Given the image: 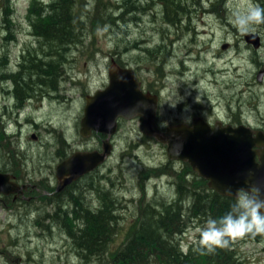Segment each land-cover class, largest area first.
<instances>
[{"label": "rangeland", "instance_id": "1", "mask_svg": "<svg viewBox=\"0 0 264 264\" xmlns=\"http://www.w3.org/2000/svg\"><path fill=\"white\" fill-rule=\"evenodd\" d=\"M54 1L34 0L35 7L32 0H3L0 6V84L5 93L19 94L26 82L38 75L32 69L40 72L44 63L54 67L50 77L56 85V90H52L54 86L48 88V82L37 85L32 94L36 99L55 95V100L50 99L53 102L46 103L44 98L41 106L22 114L21 119L11 112L0 118V171L17 175L22 184L29 182L26 191L22 190L23 198H0V264L86 262L74 252L62 224L46 216L55 210L53 201L46 199L53 196L57 185L55 168L65 159L61 154L101 149L102 142L96 136L83 137L79 133L80 119L85 95L107 85V67L112 59L134 69L141 86L159 97L161 128L190 123L197 115L210 122L229 119L264 130V76L261 82L257 80V72L264 67V25L256 26L255 33L262 42L256 49L245 42L246 35H241L231 22L237 11L251 5L264 7L263 0H173L178 9L174 5L169 8L163 0H66L69 11L76 2L80 17L89 18L88 26L79 31L76 42L58 41L61 47L50 48L48 41L42 44L34 36L31 19L37 21L35 12ZM132 1H138V8L128 11ZM107 4L118 9L112 12L104 6ZM105 8L116 16L125 15L114 25L108 22L109 16L107 21L92 19L100 18ZM8 9L12 12L11 26L3 20ZM93 22L97 25L91 30ZM9 33L14 36L12 41L7 40ZM45 51L54 57L43 55ZM60 58L65 59L63 64ZM20 64L25 73L22 80L13 82ZM42 90L48 94H42ZM10 99L11 95H0V113ZM14 104L8 108L15 109ZM14 119L18 121L13 123ZM35 133L36 140L31 138ZM111 144L106 161L69 187L61 201L69 204L70 191L85 204L88 201L97 206L98 193L91 184L109 191L116 201L118 217L113 248L124 240L142 206L151 202L154 210H160L177 199L176 175L186 162L169 159L165 144L146 135L138 117L121 119ZM193 172L186 177L189 186L193 185ZM181 198L188 214L189 193ZM205 223L199 217L188 221L177 239L183 251L197 241ZM44 224L49 225L46 228ZM232 245L241 260L264 264V238L247 237ZM86 263L99 261L93 257Z\"/></svg>", "mask_w": 264, "mask_h": 264}, {"label": "trees", "instance_id": "2", "mask_svg": "<svg viewBox=\"0 0 264 264\" xmlns=\"http://www.w3.org/2000/svg\"><path fill=\"white\" fill-rule=\"evenodd\" d=\"M163 1L169 8L174 5L173 0L168 1V3L165 0ZM58 2L59 5L56 6ZM137 2L132 1V7L129 6L127 10L138 8ZM262 3H264V0ZM32 4L33 6L36 4L34 0H32ZM104 6L110 7L112 12L118 9L113 4ZM174 6L177 9L180 8L179 5ZM48 9L45 13L42 11L35 12L37 21L32 22L33 19H31V27L34 36L42 44L48 41L50 48L61 46L60 44L58 45V41L76 42L80 37L79 31L88 26L87 20L89 18L80 17L76 10V2L71 4L70 11L67 8L66 0L54 1L49 5ZM8 10L4 11L3 20L8 26H11L9 24L12 12ZM111 11L105 8L104 13L100 14V18L93 17L92 19L107 21L109 16L108 22L114 25L117 19H123L125 15L122 14L118 17L115 13L111 14ZM92 19L90 18V22ZM96 25L94 22L91 23V30ZM13 38L14 36L9 33L7 40L12 41ZM43 53H45L43 55H48L46 51ZM48 56L54 57V54L52 53ZM60 60L62 64L65 62L64 58H60ZM42 65L43 70L40 72L35 70V68L32 69L35 72L37 71V76L43 80L37 83L38 86L47 84L50 72L54 69L52 64L44 63ZM25 67L26 64L24 63V70ZM62 157L65 156L62 155ZM192 172L188 164L185 163V168L176 175L177 199L170 202V204L161 206L160 210H154L151 202L145 208L142 206L141 214L130 225L125 233L124 240L113 248L111 244L117 228L116 222L118 218L115 213L116 201L111 193L104 190V188L91 184V187L98 193L99 206L91 205L88 201L83 205V199L74 193L71 194L70 191L71 201L69 200V204H63L64 202L61 200L66 196V192L69 189L67 188L63 191L65 193L62 192L59 195L56 193L46 199L53 201L52 205L55 206L53 214H47L46 216L49 217L50 221L54 218L52 221L62 224L68 238L71 239L75 246H72L74 252L82 255L84 262L85 259L87 262V258L95 257L99 264H248V262L241 260L237 256L233 250L232 243L228 248H217L210 253L206 250H201L199 235L197 241L191 244L186 251L181 249L177 239L185 231L189 220L197 217L205 221L209 217L219 219L230 211V206L236 199L235 197L221 196L209 189L206 184L207 181L198 177L194 172L195 177L191 180L193 185L189 186L186 177ZM185 193H189L188 214L185 213V208L181 206V197ZM55 203H57V206ZM76 203H79V205H76ZM60 204L62 206L68 205L67 209L64 210ZM70 205L74 206V209H71ZM40 225H43V223ZM48 225L44 224L46 228ZM263 238V236H256L253 239L260 240ZM86 262L84 264H87Z\"/></svg>", "mask_w": 264, "mask_h": 264}, {"label": "water", "instance_id": "3", "mask_svg": "<svg viewBox=\"0 0 264 264\" xmlns=\"http://www.w3.org/2000/svg\"><path fill=\"white\" fill-rule=\"evenodd\" d=\"M3 0H0V6ZM255 48L260 45L257 33L246 35ZM108 83L85 96L79 133L89 137L92 132L110 137L116 132L117 119L140 117L146 135L165 144L167 157L186 162L207 181V187L221 196L236 197L238 189L258 184L264 191V131L240 124L210 125L199 116L191 124L167 125L163 130L156 123L158 96L144 92L134 69L120 66L114 59L107 69ZM264 72L259 74L260 80ZM106 138L101 150H76L55 168L56 191L63 190L78 178L102 165L112 152ZM14 176L0 172V193L20 192ZM230 190V191H229Z\"/></svg>", "mask_w": 264, "mask_h": 264}, {"label": "clouds", "instance_id": "4", "mask_svg": "<svg viewBox=\"0 0 264 264\" xmlns=\"http://www.w3.org/2000/svg\"><path fill=\"white\" fill-rule=\"evenodd\" d=\"M231 22L241 35L253 34L256 26L264 25V7L251 5L237 11ZM256 236H264V191L258 184H249L237 190L230 211L219 219L206 220L199 229V246L210 253L217 248H228L237 240Z\"/></svg>", "mask_w": 264, "mask_h": 264}, {"label": "flooded vegetation", "instance_id": "5", "mask_svg": "<svg viewBox=\"0 0 264 264\" xmlns=\"http://www.w3.org/2000/svg\"><path fill=\"white\" fill-rule=\"evenodd\" d=\"M51 3H53V2H50V3H45V4H49V5H51ZM45 6V7H43L42 8V12H47L49 9H48V7H49V5L48 6ZM57 5H59V2L56 4V6ZM37 6V4H35V7ZM260 37V36H259ZM244 40H245V42L246 43H250V42H248L247 41V39H246V36L244 37ZM261 44H262V42L260 41V45L258 46V48L259 47H261ZM253 46V45H252ZM253 48H254V46H253ZM258 48H256V49H258ZM119 64V63H118ZM110 65V64H109ZM120 66H124V65H121V64H119ZM19 66V65H18ZM109 67V66H108ZM108 67H107V69H108ZM20 68H21V64H20ZM19 68V73H18V76H17V78H12V81L13 82H15L16 80H22V75L25 73L23 70H22V68L20 69ZM135 71V70H134ZM264 72V67H263V69H261V70H259L258 72H257V80L259 81V82H261L262 81V78H263V76H262V78L259 80L258 79V77H259V74L261 73V72ZM135 74H136V72H135ZM3 78V76H1V78H0V80ZM41 80H42V78H40ZM37 83H38V77L37 76H35V77H33V78H30L27 82H26V85H25V87L21 90V92L19 93V94H17V93H13V92H10V93H5V90H3V88H2V85L0 84V95H5V94H8V95H11V101H8V103H7V105L6 106H4V110L3 111H1V113H0V118L1 119H3V115L4 114H8V112H11V113H14L15 115H16V118H18V119H21V115L22 114H24V113H27L29 110H31V109H33V107H37L38 105H42V102H44V98H45V102L46 103H51V102H53L52 100H55V98H54V96L55 95H47V96H45V97H42V98H39V99H36V98H34V97H32V94L36 91V86H37ZM46 84V83H45ZM28 85H30V86H28ZM53 87L54 86V88L52 89V90H56V85H55V81L54 80H52L51 79V77L48 79V88H50V87ZM141 88H142V90L144 91V92H150V93H154V92H151L150 90H148V89H145V88H143L142 86H141ZM48 94V92H47V90H42V94ZM50 99H52V100H50ZM159 101V100H158ZM17 103V105L16 104H14V107H15V109H10V108H8V106L9 105H11L12 103ZM157 112H158V109H157ZM195 116H197V115H195ZM195 116H192V118H191V121H192V119H193V117H195ZM199 117H201V116H199ZM138 118H140V117H138ZM201 118H203V117H201ZM121 119H123V118H118L117 119V129H116V132L114 133V134H112L110 137H108L106 134H103V133H96V132H92L91 133V137L92 136H96L101 142H103L106 138H108L109 139V141L110 142H112V138L116 135V133H117V131H118V128H119V125H120V120ZM141 119V118H140ZM206 122H208L210 125H214V124H216V123H221V125L222 126H225V125H232V126H237V125H240V124H243V123H236V122H233V121H230L229 119L227 120V121H224V120H219V119H215V121H213V122H210V121H208V120H206L205 118H203ZM142 120V119H141ZM16 121H18V120H16V119H14V122L13 123H16ZM191 121H190V123L189 122H185V121H183V122H185V123H187V124H191ZM156 123H157V125H158V127L159 128H161V126L158 124V114H157V118H156ZM178 123H181V122H177V123H172V124H178ZM172 124H168V125H172ZM245 125V124H244ZM167 126V125H166ZM165 126V127H166ZM164 127V128H165ZM164 128H161L162 130L164 129ZM252 128V127H251ZM254 129V128H253ZM256 129H261V128H257L256 127ZM261 130H263V129H261ZM264 131V130H263ZM36 135H37V133H35ZM36 135H34V134H32L31 135V138H33V139H38V135H37V137H36ZM89 136V137H90ZM93 149H96V150H101V149H97V148H93ZM92 149V150H93ZM86 150H91V149H87L86 148ZM61 155H63V154H61ZM65 156V158L66 157H68V155L66 156V154L64 155ZM95 170H97V169H95ZM95 170H93V171H91V172H89L88 174H86V175H84V176H82V177H80V178H78L76 181H74V182H72L71 184H69L68 186H66L65 188L67 189V188H69V186L71 187V185H73V183H75L76 184V182H78L79 180H81L82 178H84L85 176H87V175H90V174H92V172H94ZM0 172H2V173H7V174H10L9 172H6V171H3V170H1ZM14 176V181L15 182H17L19 185H27L28 186V184H29V182H27V183H24V184H22V182L20 181V180H18V176L17 175H13ZM25 181H26V179H25ZM57 182V181H56ZM74 184V185H75ZM73 185V186H74ZM64 188V189H65ZM26 189L27 188H25V189H22V190H24V191H26ZM21 190V193L19 192H10V193H8V194H2V193H0V198H2V197H5L6 199H8V198H11V197H13L14 199H16L18 196H20V197H22L23 198V193H25L24 191H22ZM53 194V196L56 194V187H55V190H54V192L52 193ZM60 194H62V193H60ZM58 195H59V193H58ZM236 198V197H235ZM75 203V202H74ZM81 203V202H80ZM83 203V205H84V202H82ZM76 205H79V203H76ZM71 207V209H74V206H72V205H70ZM98 206H99V204H98Z\"/></svg>", "mask_w": 264, "mask_h": 264}, {"label": "bare ground", "instance_id": "6", "mask_svg": "<svg viewBox=\"0 0 264 264\" xmlns=\"http://www.w3.org/2000/svg\"><path fill=\"white\" fill-rule=\"evenodd\" d=\"M92 3V2H91ZM58 9V8H57ZM117 14H119V13H117ZM118 16V15H117ZM112 17H113V15H112ZM119 17V16H118ZM132 21V20H131ZM115 22V21H114ZM116 24V23H115ZM56 47V46H55ZM61 47V46H60ZM53 48V47H52ZM36 49V48H35ZM47 50V49H46ZM11 68V67H10ZM12 69V68H11ZM14 72V71H13ZM37 72V71H36ZM34 75V74H33ZM35 97V96H34ZM39 97V96H38ZM158 100H159V97H158ZM28 129V128H27ZM26 132V131H25ZM100 170V169H99ZM88 176V175H87ZM64 190H66V188L65 189H63V190H61V191H56V193H62ZM53 195V194H52ZM68 198V197H67ZM68 206V205H67ZM63 207H65V209H67L66 208V206H63ZM69 209V208H68ZM70 210V209H69ZM67 219V218H66Z\"/></svg>", "mask_w": 264, "mask_h": 264}]
</instances>
